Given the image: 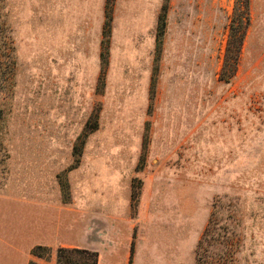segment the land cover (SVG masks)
I'll list each match as a JSON object with an SVG mask.
<instances>
[{
	"label": "rangeland",
	"instance_id": "374dc122",
	"mask_svg": "<svg viewBox=\"0 0 264 264\" xmlns=\"http://www.w3.org/2000/svg\"><path fill=\"white\" fill-rule=\"evenodd\" d=\"M238 9L0 0V193L75 212L112 166L191 264H264V0Z\"/></svg>",
	"mask_w": 264,
	"mask_h": 264
},
{
	"label": "crops",
	"instance_id": "0c3cea01",
	"mask_svg": "<svg viewBox=\"0 0 264 264\" xmlns=\"http://www.w3.org/2000/svg\"><path fill=\"white\" fill-rule=\"evenodd\" d=\"M94 1L75 0V14ZM97 3L103 11L106 0ZM128 178L122 170L105 166L95 179L98 186L88 188L87 199L75 200V212L0 193V264H58L61 248L97 253L98 264H191L190 231L188 246L182 243L185 239L176 244L166 219L163 228L153 226L154 216L144 210L145 198L133 212ZM39 246L50 249L49 260L33 255Z\"/></svg>",
	"mask_w": 264,
	"mask_h": 264
},
{
	"label": "trees",
	"instance_id": "16d2710c",
	"mask_svg": "<svg viewBox=\"0 0 264 264\" xmlns=\"http://www.w3.org/2000/svg\"><path fill=\"white\" fill-rule=\"evenodd\" d=\"M250 0H237V6H239L240 9H238L239 12H243L242 10L245 8V11L249 9ZM236 10L235 17L232 22V28L233 31H239L240 28H243L245 26L244 18L242 15L238 14ZM161 29H163V26H161ZM236 36V35H235ZM234 35L232 37H235ZM238 39V43L241 45L243 41V35L241 34L239 37H236ZM230 51V49H228ZM238 58L240 49L238 47L237 50ZM227 65V64H226ZM42 251H46L47 255H50L51 251L47 247H36L33 250V255L36 257L44 258V256L41 254ZM84 259H92V264H98V254L94 252H90L87 250H79V249H66L61 248L58 250V264H89L87 261H84ZM83 260V261H82ZM35 264V263H31Z\"/></svg>",
	"mask_w": 264,
	"mask_h": 264
}]
</instances>
